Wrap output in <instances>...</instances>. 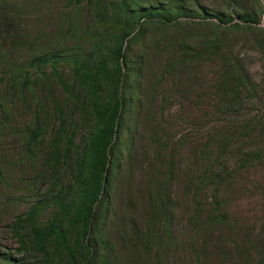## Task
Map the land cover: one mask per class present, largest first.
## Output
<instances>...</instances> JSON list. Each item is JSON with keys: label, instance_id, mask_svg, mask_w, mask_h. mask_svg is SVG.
I'll list each match as a JSON object with an SVG mask.
<instances>
[{"label": "rangeland", "instance_id": "rangeland-1", "mask_svg": "<svg viewBox=\"0 0 264 264\" xmlns=\"http://www.w3.org/2000/svg\"><path fill=\"white\" fill-rule=\"evenodd\" d=\"M9 1L16 5L28 35L23 47L13 51V60H26L39 48L61 50L63 43L74 47L78 38L81 50L88 48L79 31L78 38L69 31L74 25L84 30L89 26L87 0ZM197 1L212 9L227 8L226 0ZM243 1L245 6L251 4ZM182 21V27L149 25L146 38L133 44L132 52H145L146 58L139 79L131 81L135 97L124 120V155L113 181L110 212L115 217L111 218H116L118 226L122 214H128L126 231L132 223L144 229L155 186L166 180L174 219L171 241L161 256L164 264H264V43L247 32H236L218 57L204 53L201 60L177 66L170 59L179 52L174 40L192 41L193 50L206 51L214 39L210 21L218 22L204 18ZM10 46L4 45V50L10 52ZM223 52H231L243 63L256 88L244 95L242 107L220 111L214 86ZM60 69L71 73L66 63ZM4 87L10 111L0 139V167L7 177L0 183V246L5 249L17 246L8 225L49 187V178L40 180L56 120L50 118L49 136L33 156L25 152L23 133L38 108L52 113V97L62 101L66 97L62 86L52 80L36 84L19 98ZM224 137L229 147L220 146ZM209 164H215L216 171L226 169L220 185L201 179V170ZM6 194L19 201L8 202ZM218 211L226 219L209 223L208 217ZM110 237L117 257L124 264H137L129 245L118 244L117 232L112 230Z\"/></svg>", "mask_w": 264, "mask_h": 264}, {"label": "trees", "instance_id": "trees-1", "mask_svg": "<svg viewBox=\"0 0 264 264\" xmlns=\"http://www.w3.org/2000/svg\"><path fill=\"white\" fill-rule=\"evenodd\" d=\"M248 1L251 4L245 6L243 0H226V9H212L197 0H87L89 26L86 30L78 25L69 28L75 38L79 31L87 49L81 50L78 38L74 47L63 43L61 50L39 48L20 61L13 60V51L23 47L28 35L21 27L16 5L0 0V139L10 114L4 86L19 98L36 84L52 80L62 86L66 97V101L52 97V113L38 108L34 121L23 133L25 152L33 156L49 136L50 118L56 120L47 145V167L40 180L43 183L49 178V187L8 225L17 246H0V264H124L117 257L110 237L112 230L117 232L121 247L129 245L137 264H164L161 256L171 241L174 219L166 180L155 186L144 229L132 223L126 231L131 216L122 214L117 226L110 212L113 181L124 155V120L135 97L131 81L139 79L146 58L145 52H132L133 44L146 38L149 25L182 27L183 18L218 22L210 21L214 39L206 51L193 50L192 41L174 40L179 52L170 59L171 63L177 61V66L201 60L204 53L218 57L236 32H247L258 43H264V0ZM8 44L10 52L4 50ZM221 62L214 86L219 94L218 108L223 111L242 107L244 95L254 91L256 85L231 52H223ZM62 63L70 65V74L60 69ZM219 144L229 147L226 137ZM216 169L215 164L206 165L201 179L220 185L226 169ZM6 180L0 167V183ZM6 195L8 202L19 201V197ZM225 219L219 211L208 217L211 224Z\"/></svg>", "mask_w": 264, "mask_h": 264}, {"label": "clouds", "instance_id": "clouds-1", "mask_svg": "<svg viewBox=\"0 0 264 264\" xmlns=\"http://www.w3.org/2000/svg\"><path fill=\"white\" fill-rule=\"evenodd\" d=\"M37 151V150H36ZM36 151H35V153H36ZM47 151H48V149H47ZM47 151H46V154H47ZM46 154H45V157H44V159H45V164H46ZM46 167H47V165H46ZM45 170V169H44Z\"/></svg>", "mask_w": 264, "mask_h": 264}]
</instances>
